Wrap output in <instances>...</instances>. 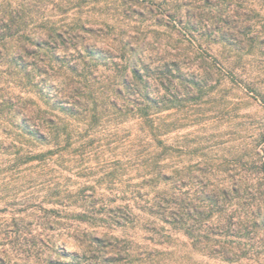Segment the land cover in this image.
<instances>
[{"label":"rangeland","instance_id":"rangeland-1","mask_svg":"<svg viewBox=\"0 0 264 264\" xmlns=\"http://www.w3.org/2000/svg\"><path fill=\"white\" fill-rule=\"evenodd\" d=\"M53 2L71 6L68 0ZM50 14L63 22H85L87 42L102 50L100 56L115 55L101 59L113 68L99 65L101 84L113 80L112 61L120 67L139 60L142 74L170 67L164 68L170 73L162 83L149 73L152 97L177 96L159 122L166 173L191 193L238 180L244 208L259 212L260 226L255 240H244L241 262L231 264H264V0H74L68 12L55 8ZM220 30L227 42L216 40ZM57 56L84 67L73 48ZM60 64L50 57L47 104L30 78L0 63V103L10 101L0 105V264H63L66 252L83 256L86 231L99 237L98 250L110 234L141 251L152 237L164 240L142 229L144 218L126 222L114 207L131 201L132 193L154 190L142 184L153 145L131 113L99 108L93 117L87 107L79 117H66L70 123L64 129L50 125L47 143L23 135L16 113L24 99L30 109L42 104L57 113L52 103L62 101L60 82L71 76ZM99 86L93 91L101 99ZM29 124L35 128L34 119ZM183 239L175 233L170 240L181 248ZM100 255L89 261L101 264Z\"/></svg>","mask_w":264,"mask_h":264},{"label":"trees","instance_id":"trees-1","mask_svg":"<svg viewBox=\"0 0 264 264\" xmlns=\"http://www.w3.org/2000/svg\"><path fill=\"white\" fill-rule=\"evenodd\" d=\"M53 1L0 0V63L7 64L10 73L19 71L30 78L40 96L47 99V104H50V57L61 61L59 69L65 66L71 73L70 77L67 75L60 82L64 87V98L52 103L57 113L50 112V108H43L42 104L30 109L26 100H23L21 109L16 113L17 116L21 115L22 133L47 143L50 140V125L58 130L64 129L70 123L66 117H79L87 107L94 110L93 117L99 108L103 112L113 111L119 116L131 113L141 130L146 132L149 145H153L147 152L145 161L148 175L142 184L152 185L154 190L132 193L129 196L131 201L117 203L114 207L121 213L119 218L126 222L144 218L142 229L159 234V239H164L154 240L152 237L150 244L141 251L137 246L120 244V241L126 239L119 240L117 236L110 234V242L101 244L103 250L99 251L95 246L96 243L100 245L99 237L86 231L83 233L82 243H88L82 244L83 256H80L79 251L66 252L68 261L62 263L93 264L89 259L98 257L100 252L103 253L100 255L101 264H209L211 260L214 264L240 263L246 254L247 244L244 240H255L260 225L257 220L259 212L244 208L246 200L241 193L239 181H233L231 185L217 183L212 189L202 187L197 189L198 193H191L183 191L181 179L166 173L163 133L159 122L161 111L174 108L177 96L173 93L171 98L164 94L160 98L152 97L149 73H153L152 78L162 83L169 78L170 67H164L168 71H164V68L153 70L154 73L149 72L151 68L148 66H143L149 73L142 74L138 67L139 60L133 62L128 59L127 64L120 67L117 62L112 61V65H115L113 80L101 84L102 81L98 79L99 65L109 68L103 60L107 57L114 58L115 55L108 51L110 55H106L107 57L100 56L102 50L87 42L88 38L82 32L90 29L85 22L80 19L63 22L64 20L55 19V15L50 14L55 8L60 14L68 12L73 8L74 0H68L71 6L62 3L51 5ZM225 33L224 30L221 31L216 40L227 42ZM71 48L84 58L82 69L78 68V64L72 65L66 61L65 56L62 59L57 56V51L68 52ZM87 59L94 62L93 65ZM111 67L109 69H113ZM130 72L135 81L133 83L129 78ZM96 83L100 84L97 89L102 94L101 99L94 97ZM119 101L123 103L120 104ZM165 101L169 104H164ZM9 102L6 99L0 105ZM30 113L34 116L31 117ZM30 119H34L35 128H30ZM45 127H49L48 133L43 131ZM235 197L237 201L232 205ZM120 199L122 201L123 197ZM175 233L184 236L185 243L183 241L181 248L171 244L170 239ZM111 237L116 242L113 243ZM48 264L55 263L50 261Z\"/></svg>","mask_w":264,"mask_h":264}]
</instances>
